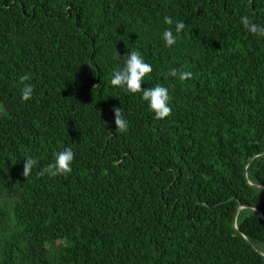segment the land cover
I'll return each instance as SVG.
<instances>
[{
  "label": "trees",
  "instance_id": "16d2710c",
  "mask_svg": "<svg viewBox=\"0 0 264 264\" xmlns=\"http://www.w3.org/2000/svg\"><path fill=\"white\" fill-rule=\"evenodd\" d=\"M243 15L264 0H0V264H264V39ZM129 51L166 118L111 84ZM67 147L72 171L41 175Z\"/></svg>",
  "mask_w": 264,
  "mask_h": 264
},
{
  "label": "clouds",
  "instance_id": "9594fccd",
  "mask_svg": "<svg viewBox=\"0 0 264 264\" xmlns=\"http://www.w3.org/2000/svg\"><path fill=\"white\" fill-rule=\"evenodd\" d=\"M164 23L166 25H174L168 27L162 33L164 44L168 48H172L177 43V36L185 29L183 21H174L172 17L165 16ZM242 26L252 35L264 39V23H257L251 20L247 15L240 17ZM125 60L121 67L114 70L111 78V84L115 87L122 88L126 93L135 94L142 93V99L147 102L149 109L156 119H164L170 115L172 108L170 106L169 88L161 84H157L151 88H143L142 84L145 77L152 72L151 64L147 63L139 51H129L124 55ZM168 75L186 81L191 79L193 73L190 71L171 70ZM30 77L25 74L20 78L21 82L28 81ZM33 87L30 84H24L21 89V97L24 101H28L33 96ZM114 120L117 129L126 132L128 122L124 117L123 109L113 108ZM75 159V153L71 147L64 148L55 153L54 162L41 171V175L50 173L52 175H66L72 171V164ZM37 161L33 158H25L23 166V176L27 177L31 174Z\"/></svg>",
  "mask_w": 264,
  "mask_h": 264
},
{
  "label": "bare ground",
  "instance_id": "6f19581e",
  "mask_svg": "<svg viewBox=\"0 0 264 264\" xmlns=\"http://www.w3.org/2000/svg\"><path fill=\"white\" fill-rule=\"evenodd\" d=\"M236 227H237V225H236Z\"/></svg>",
  "mask_w": 264,
  "mask_h": 264
}]
</instances>
